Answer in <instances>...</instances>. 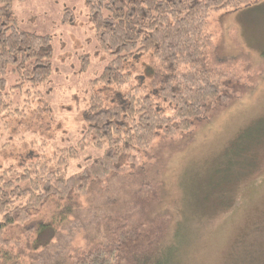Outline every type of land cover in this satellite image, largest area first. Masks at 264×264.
Instances as JSON below:
<instances>
[{"label": "rangeland", "instance_id": "rangeland-1", "mask_svg": "<svg viewBox=\"0 0 264 264\" xmlns=\"http://www.w3.org/2000/svg\"><path fill=\"white\" fill-rule=\"evenodd\" d=\"M12 10L22 29L48 35L53 44L51 75L34 89L27 119L16 121L11 135L0 124V142L12 146L0 157L17 163L27 155L18 144L31 138L53 140L60 147L75 144L94 91L89 84L110 59L94 40L85 0L15 1ZM206 32L209 64L222 77L220 95L188 131L157 137L139 165L110 178L89 197L76 198L71 210L51 203L42 207L38 216L54 231L39 235L41 260L65 255L66 261L98 224L110 235L109 229L118 226L112 221L121 219V226L132 215L135 192L149 182L159 189L150 208L170 217L162 264H264V0L213 12ZM131 64L140 80L151 57L141 55ZM142 82L146 86L148 80ZM21 99L16 98L20 107ZM17 131L19 136H12ZM96 155L82 153L70 163L71 172ZM12 235L24 245L26 236Z\"/></svg>", "mask_w": 264, "mask_h": 264}, {"label": "trees", "instance_id": "trees-1", "mask_svg": "<svg viewBox=\"0 0 264 264\" xmlns=\"http://www.w3.org/2000/svg\"><path fill=\"white\" fill-rule=\"evenodd\" d=\"M15 1L25 0H0V124L7 131L27 119L28 100L50 77L53 58L50 36L19 26L12 10ZM257 1L85 0L94 40L110 60L89 84L94 91L74 145L60 147L53 140L31 138L18 144L27 154L24 159L9 163L0 157V264L164 263L161 249L170 217L150 208L159 190L152 183L135 192L136 210L121 226L116 218L112 223L118 226L110 228L109 235L96 225L66 261L65 255L41 260L45 254L39 235L54 229L38 215L50 203L71 210L76 198L89 197L110 178L139 165L141 154L157 137L188 131L221 92L222 77L209 64L208 17L249 8ZM141 55L151 57V66L138 80L131 60ZM143 79L148 80L146 86ZM22 97L20 107L16 98ZM12 136L18 137L19 131ZM10 145L0 142V152ZM87 150L95 151L96 157L71 172L70 163ZM13 232L27 237L24 245Z\"/></svg>", "mask_w": 264, "mask_h": 264}]
</instances>
